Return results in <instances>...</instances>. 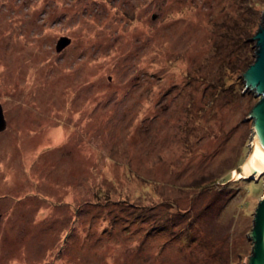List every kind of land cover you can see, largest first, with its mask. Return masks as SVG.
Returning a JSON list of instances; mask_svg holds the SVG:
<instances>
[{
	"label": "rangeland",
	"instance_id": "1",
	"mask_svg": "<svg viewBox=\"0 0 264 264\" xmlns=\"http://www.w3.org/2000/svg\"><path fill=\"white\" fill-rule=\"evenodd\" d=\"M263 12L0 0V264H244L264 175L233 178L258 100L240 62Z\"/></svg>",
	"mask_w": 264,
	"mask_h": 264
},
{
	"label": "water",
	"instance_id": "2",
	"mask_svg": "<svg viewBox=\"0 0 264 264\" xmlns=\"http://www.w3.org/2000/svg\"><path fill=\"white\" fill-rule=\"evenodd\" d=\"M250 41L254 42V58L240 75L243 80V91L247 89L254 91L258 100L246 116V120H252L249 150L243 162L232 171L233 178L246 177L257 181L264 175V12L258 29ZM69 42L70 38L68 37L59 38L56 43V51L62 50ZM5 128L6 119L0 104V132ZM248 237L253 246L244 264H264V192L254 211L253 227Z\"/></svg>",
	"mask_w": 264,
	"mask_h": 264
},
{
	"label": "trees",
	"instance_id": "3",
	"mask_svg": "<svg viewBox=\"0 0 264 264\" xmlns=\"http://www.w3.org/2000/svg\"><path fill=\"white\" fill-rule=\"evenodd\" d=\"M253 52H254V49H253ZM253 55V54H252ZM253 57V56H252ZM252 57H248V55H246V56H244V57H242V59H241V62H240V64H241V66H244V64H246L244 67H243V69L241 70V72H244L245 71V69L250 65V63H252V61H253V58ZM243 64V65H242ZM242 161V160H241Z\"/></svg>",
	"mask_w": 264,
	"mask_h": 264
}]
</instances>
